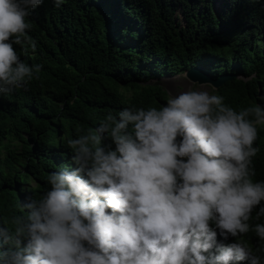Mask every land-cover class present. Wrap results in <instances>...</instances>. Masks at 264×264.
I'll use <instances>...</instances> for the list:
<instances>
[{
    "label": "clouds",
    "instance_id": "clouds-1",
    "mask_svg": "<svg viewBox=\"0 0 264 264\" xmlns=\"http://www.w3.org/2000/svg\"><path fill=\"white\" fill-rule=\"evenodd\" d=\"M42 3L0 0V93L39 79L14 45L35 50L28 17ZM208 87L78 129L67 141L75 170L50 173V188L0 226V264H264L255 235L240 238L264 240V224L249 223L257 208L264 216L252 164L264 108L236 110ZM217 230L234 242L217 244Z\"/></svg>",
    "mask_w": 264,
    "mask_h": 264
},
{
    "label": "trees",
    "instance_id": "trees-1",
    "mask_svg": "<svg viewBox=\"0 0 264 264\" xmlns=\"http://www.w3.org/2000/svg\"><path fill=\"white\" fill-rule=\"evenodd\" d=\"M214 1L65 0L56 7L43 0L31 11L36 48H14L26 64L41 65L39 79L0 93V226L11 227L21 203L50 188V173L75 170L67 141L78 129L97 127L109 110L166 105V91L151 80L196 65L213 78L236 74L243 78L226 80L214 94L236 110L264 108V0H219L216 10ZM262 125L254 181H264ZM257 211L252 225L264 224ZM250 233L254 253L264 257L254 231L240 238L250 245ZM216 241L234 239L217 230Z\"/></svg>",
    "mask_w": 264,
    "mask_h": 264
},
{
    "label": "rangeland",
    "instance_id": "rangeland-1",
    "mask_svg": "<svg viewBox=\"0 0 264 264\" xmlns=\"http://www.w3.org/2000/svg\"><path fill=\"white\" fill-rule=\"evenodd\" d=\"M218 6H219V0H215L214 1L215 10L218 8ZM176 13L178 17L182 16V12L180 11V9L176 10ZM186 70L187 69H181L177 74H172V75L165 74L160 79L151 80L150 83L158 84L166 91L167 93L166 102L169 97V93H171L172 95H176L182 91H186L189 89L199 90L200 86H198L197 84L191 83L185 79L184 74ZM207 90L210 92V94H214L215 88L208 87ZM260 95L264 97V93L263 94L260 93ZM262 128L264 130V124L262 125Z\"/></svg>",
    "mask_w": 264,
    "mask_h": 264
},
{
    "label": "water",
    "instance_id": "water-1",
    "mask_svg": "<svg viewBox=\"0 0 264 264\" xmlns=\"http://www.w3.org/2000/svg\"><path fill=\"white\" fill-rule=\"evenodd\" d=\"M186 77L191 80L195 81L198 84L207 82V84H210L213 88H217L222 83H224L226 80H231L234 77L240 76L236 74H220L218 77L213 78L202 66H191L185 71ZM228 77V78H227Z\"/></svg>",
    "mask_w": 264,
    "mask_h": 264
},
{
    "label": "bare ground",
    "instance_id": "bare-ground-1",
    "mask_svg": "<svg viewBox=\"0 0 264 264\" xmlns=\"http://www.w3.org/2000/svg\"><path fill=\"white\" fill-rule=\"evenodd\" d=\"M184 77H185V79L188 80L189 82L194 83V84H197L198 86H200V84H198L197 82L189 80V79L186 77L185 74H184ZM227 78H228V77H227ZM208 85H209V87L213 88L210 84H208ZM108 211H110V210H108Z\"/></svg>",
    "mask_w": 264,
    "mask_h": 264
}]
</instances>
